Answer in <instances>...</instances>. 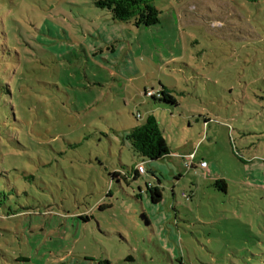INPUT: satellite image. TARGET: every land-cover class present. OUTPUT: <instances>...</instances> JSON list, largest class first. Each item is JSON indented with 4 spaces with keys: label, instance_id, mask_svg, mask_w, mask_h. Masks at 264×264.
I'll return each instance as SVG.
<instances>
[{
    "label": "rangeland",
    "instance_id": "1",
    "mask_svg": "<svg viewBox=\"0 0 264 264\" xmlns=\"http://www.w3.org/2000/svg\"><path fill=\"white\" fill-rule=\"evenodd\" d=\"M95 1L0 0V264H264V0ZM151 119L171 156L113 182Z\"/></svg>",
    "mask_w": 264,
    "mask_h": 264
},
{
    "label": "trees",
    "instance_id": "2",
    "mask_svg": "<svg viewBox=\"0 0 264 264\" xmlns=\"http://www.w3.org/2000/svg\"><path fill=\"white\" fill-rule=\"evenodd\" d=\"M156 0H96L95 5L102 10H108L115 22L133 24L135 27L152 28L160 23L161 11L155 5ZM147 93V92H146ZM159 97H151L160 102L170 103L178 106L174 96L167 90L158 91ZM146 95V94H145ZM126 140L129 142L131 149L136 155L143 159L142 164L149 161L151 164L166 159L171 156L170 147L163 137L157 122L153 119L147 123L134 128L127 136ZM134 167L133 174L115 172L111 175L112 181L124 180L129 183L130 180L136 181L143 174H140L137 167ZM194 167V166H193ZM153 177L161 183V180L155 172ZM215 187L220 191L226 192V184L224 181H217ZM153 205H158L162 201V193L157 189L148 185V193ZM143 195L138 196L143 200ZM141 200V201H142ZM103 209V207H100Z\"/></svg>",
    "mask_w": 264,
    "mask_h": 264
},
{
    "label": "built area",
    "instance_id": "3",
    "mask_svg": "<svg viewBox=\"0 0 264 264\" xmlns=\"http://www.w3.org/2000/svg\"><path fill=\"white\" fill-rule=\"evenodd\" d=\"M146 96H149V97H159V93L158 92H147L146 93ZM188 160L191 161L190 163V167L193 168L194 164H193V160L195 159V154H192L190 156L187 157ZM201 167L204 168V169H207L208 168V164L206 162H202L201 163ZM138 171L140 172V174H145L146 173V169H145V166L144 164H141L137 167Z\"/></svg>",
    "mask_w": 264,
    "mask_h": 264
},
{
    "label": "crops",
    "instance_id": "4",
    "mask_svg": "<svg viewBox=\"0 0 264 264\" xmlns=\"http://www.w3.org/2000/svg\"><path fill=\"white\" fill-rule=\"evenodd\" d=\"M156 181H157V180H156ZM157 183H158V181H157ZM158 184H159V183H158ZM160 184H161V183H160ZM160 184H159V185H160ZM158 187H159V186H158ZM158 187H156V185H155V186L153 185V188H157V189L161 192V190H160ZM145 195H146V194H145ZM145 195L143 196V199H144L143 202H147V203H148V202L150 201V195L148 194L147 197H146ZM148 199H149V201H148Z\"/></svg>",
    "mask_w": 264,
    "mask_h": 264
}]
</instances>
